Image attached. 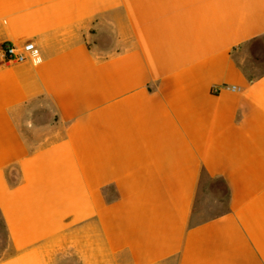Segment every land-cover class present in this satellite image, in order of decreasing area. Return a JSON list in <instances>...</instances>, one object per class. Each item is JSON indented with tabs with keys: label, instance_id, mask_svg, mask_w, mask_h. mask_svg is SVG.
<instances>
[{
	"label": "crops",
	"instance_id": "1",
	"mask_svg": "<svg viewBox=\"0 0 264 264\" xmlns=\"http://www.w3.org/2000/svg\"><path fill=\"white\" fill-rule=\"evenodd\" d=\"M255 38L264 0H0V264H264ZM30 41L40 62L4 60ZM41 98L64 130L30 149ZM202 170L228 211L192 223Z\"/></svg>",
	"mask_w": 264,
	"mask_h": 264
},
{
	"label": "rangeland",
	"instance_id": "2",
	"mask_svg": "<svg viewBox=\"0 0 264 264\" xmlns=\"http://www.w3.org/2000/svg\"><path fill=\"white\" fill-rule=\"evenodd\" d=\"M240 65L248 73H259L264 70V39L251 51L247 50L238 58ZM18 125L30 149L49 144L61 137L64 124L59 122L44 98L36 100L21 109L17 119ZM227 207V194L220 180L204 178L198 191L193 221H200L224 211ZM0 218V252L11 250Z\"/></svg>",
	"mask_w": 264,
	"mask_h": 264
},
{
	"label": "built area",
	"instance_id": "3",
	"mask_svg": "<svg viewBox=\"0 0 264 264\" xmlns=\"http://www.w3.org/2000/svg\"><path fill=\"white\" fill-rule=\"evenodd\" d=\"M3 58L6 62L17 63L27 59H33L35 62L41 61V56L38 48L33 42H26L22 45H16L12 43H4L2 45ZM230 88L231 90L237 89L235 85L214 86L211 88V92L216 93L221 88Z\"/></svg>",
	"mask_w": 264,
	"mask_h": 264
},
{
	"label": "trees",
	"instance_id": "4",
	"mask_svg": "<svg viewBox=\"0 0 264 264\" xmlns=\"http://www.w3.org/2000/svg\"><path fill=\"white\" fill-rule=\"evenodd\" d=\"M260 41H261V38H255V39H253V40H250V41L247 43V45H248L251 49H254V48L257 46V44L259 45ZM242 70H243V72L245 73V75H246L248 81H253V80L257 79V78L261 75V74H259V73H261V72L264 73V70L261 71V72H259V73H253V74L248 73L247 70H246L245 68H242ZM204 178H208L209 180H216V179H217V180H220V181L223 183V185H224L225 192H226L227 197H228V189H227V187H226L224 181H223L221 178H213V177H210V176H209L204 170H202V171H201V174H200V182H199L198 189H197V192H196V200H197V196H198L199 188H200V186H201V184H202V180H203ZM195 204H196V201H195ZM195 204H194L193 214H194V212H195ZM226 211H228V205H227V207H226V209H225L224 211H222V212H220V213H218V214H214V215L210 216L209 218H206V219H203V220H200V221H205V220H207V219L217 217V216H219V215L225 213ZM192 217H193V215H192ZM200 221H193V220H192V223H197V222H200Z\"/></svg>",
	"mask_w": 264,
	"mask_h": 264
}]
</instances>
